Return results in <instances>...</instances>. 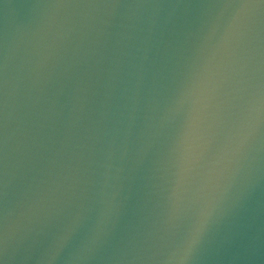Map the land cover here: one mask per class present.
<instances>
[{
    "label": "water",
    "instance_id": "obj_1",
    "mask_svg": "<svg viewBox=\"0 0 264 264\" xmlns=\"http://www.w3.org/2000/svg\"><path fill=\"white\" fill-rule=\"evenodd\" d=\"M0 264H264V0H0Z\"/></svg>",
    "mask_w": 264,
    "mask_h": 264
}]
</instances>
